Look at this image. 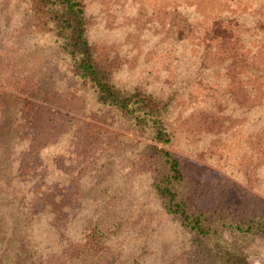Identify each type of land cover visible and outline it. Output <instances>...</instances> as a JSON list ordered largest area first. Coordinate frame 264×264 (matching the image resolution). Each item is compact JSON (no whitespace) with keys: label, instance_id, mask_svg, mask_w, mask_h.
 I'll use <instances>...</instances> for the list:
<instances>
[{"label":"rangeland","instance_id":"rangeland-1","mask_svg":"<svg viewBox=\"0 0 264 264\" xmlns=\"http://www.w3.org/2000/svg\"><path fill=\"white\" fill-rule=\"evenodd\" d=\"M83 1L88 38L119 87L177 89L172 145L99 105L35 28L28 2L0 0V233L17 227L13 264H29L27 242L41 264H216L207 243L167 213L154 190L164 170L143 151L154 145L182 159L193 212L264 218V0ZM219 19L245 32L243 53L252 54L241 71L209 70L205 50ZM252 61L262 73L250 75ZM222 73L230 84L255 77L254 96L250 84L229 88ZM21 163L32 169L23 178ZM243 249L249 264H264L263 237Z\"/></svg>","mask_w":264,"mask_h":264},{"label":"trees","instance_id":"trees-1","mask_svg":"<svg viewBox=\"0 0 264 264\" xmlns=\"http://www.w3.org/2000/svg\"><path fill=\"white\" fill-rule=\"evenodd\" d=\"M23 1L30 5L35 28L54 39L59 52L69 59L74 75L93 90L99 105L116 111L138 132L147 133L154 143L165 147L172 145L167 125L169 126L168 114L177 96V89L159 96L137 87L131 90L119 87L114 81L111 69L108 70V67L98 60L96 48L88 38V17L83 0ZM244 36L245 32L239 30L236 24L228 23L227 19L216 21L211 30V40L214 44L207 45L205 50L211 59V65L208 63L209 70L217 68L218 72L225 73L221 67L232 66L236 69L240 64L238 71H241L243 61L247 60L244 58L252 54L248 50L243 53L246 45ZM257 55L260 56L255 54L253 58ZM256 65L258 66L252 61L248 66L250 75L255 71L262 73ZM223 78L229 88H240L243 84L247 87L250 84L246 94L251 98L254 96L255 77L229 78L231 84L225 74ZM249 142H252L251 137ZM143 153L150 161L159 163L164 170L156 179L154 190L167 213L179 219L186 232L194 235L198 241L207 243L216 264H249V255L243 248L256 237L264 238V218L255 217L244 221L216 217L205 212H193L185 200L189 178L182 166V159L154 145H147ZM25 172L30 174L32 169L21 163L18 166L19 178H23ZM34 203L39 205V200L32 201L28 206L29 215L32 217L38 215ZM24 226H29V223L25 222ZM0 237V264H13L22 242L17 238V227L4 228ZM27 247L30 249L29 264H41V255L35 247L30 246L28 242Z\"/></svg>","mask_w":264,"mask_h":264}]
</instances>
